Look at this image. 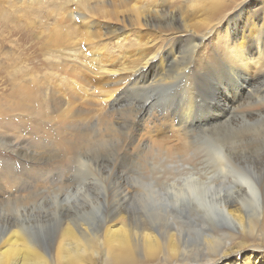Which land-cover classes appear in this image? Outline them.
<instances>
[{"label": "rangeland", "instance_id": "374dc122", "mask_svg": "<svg viewBox=\"0 0 264 264\" xmlns=\"http://www.w3.org/2000/svg\"><path fill=\"white\" fill-rule=\"evenodd\" d=\"M21 1L22 0H0V113H1L0 114V165H1L0 180H2L0 181V195L2 197L1 196L0 197L3 199L2 201V199L0 198V214H1L0 235L2 234V232L5 231L7 232V230L10 227H14L11 225L15 224V222L16 223L18 221L29 222L30 220L31 222L27 224L28 226L27 229L32 234L33 236L32 239L35 242V244L38 246L39 250L41 251L43 250L42 255L35 257L33 262H31V264H182V263L186 264L189 262L191 264H195L196 262L194 261L195 259H197L200 262L201 260L205 261L209 257L213 258L214 260L216 259L213 264H264V216H262V214L260 215L255 214L251 210V207L249 208L244 207L245 212L244 211L242 212L241 210H239V206L236 202H230V204L228 205V208L234 210L233 212L235 214H238L241 217V220H244V217L246 216L245 214H247L246 211L247 212L249 211L248 214L252 215L250 217L251 221L253 222L252 227L248 228L247 231L238 232L236 231L237 229H235V227L224 217L223 214L215 210L217 209L215 206H210V203L212 202L208 203L209 205H207L204 208L206 209V212H203L202 214L193 211L191 209L190 204L187 202L188 200L171 203L164 198L158 199L149 196L148 198L155 199V200L153 199L154 201L149 199L150 201L153 202L154 205H152V203L149 204L148 202H143L141 198L138 197L140 196V194L138 195L139 191L140 192L142 191V186H139L141 185V183L139 182L145 181L144 179H141V177L143 178V175H145L143 174L144 171L141 169V167H143L142 164L148 162L146 163L147 166L148 165L151 166L152 164H157L158 166L161 163H158V161L155 160V158L153 162V160L150 159V156L149 157L147 156V158H149L148 161H144V163H142L141 161L146 158V156H144V153L142 154V156H144L145 158L144 157L141 158L140 154L137 155L138 157L134 155L131 157L129 153H125V155H123V153L119 151L121 146L118 144V142L122 144L123 138H125L124 137L125 134L122 131V129L121 132L123 133L120 132H118L120 134L116 133L118 134L116 135V138L114 137L109 138V136H107V138L109 139L108 140L104 137L106 140L110 142L120 137L118 139V142L117 140H115V142L113 141L112 144L114 145L111 147H106L104 149H101L103 145L98 147L96 146L97 149L96 151V149L94 148H92L93 149L92 150V149H87V147L85 146L82 147L83 145L75 146L74 148L71 149L72 151L69 154L68 153L65 154L66 159H64V163L61 164V169L52 167L50 161H56L58 159L56 157V154L58 155L59 152L57 153V151L54 152L49 151L46 142V138H47L46 133L48 134V132L55 133V131H59L62 128H66V132H69L70 129L77 128L79 125L76 123V121L78 122V117H79L77 113L78 110L79 111L82 110L81 112L86 113L84 112L86 111V109L87 111L92 109L91 110L92 112L88 111L90 112V114L87 112L86 115L84 114V116L96 115V114L99 115L102 113H104V116L109 113L111 114V112L109 111L111 110V108L108 107H111L112 102L116 98V94L118 92L122 90L123 92L125 91L124 90L125 84L124 83L121 84V83L123 80L122 78L126 76V73H124L126 71H117L118 73L117 72L110 73V77L113 78L110 79L112 81L111 83H113V80L119 81L120 78L122 80L119 81L121 87L119 86V89L116 92H114V94L109 98H104L98 96L97 94L95 95L93 94L91 96L90 94L85 95L83 91L80 89L76 77L81 75L82 71L88 72V69L93 68L91 66H93L95 63H97V66L107 65L108 67L113 68L112 66L109 65L108 62L109 60H114L113 62L116 65H119L118 63L126 62L128 58L127 55L136 52L138 49H143L144 47L143 42L147 38L150 39L155 38V41H157L156 42L157 44L154 43L153 48H156V46L158 47L159 44L164 45L166 36L162 37V34L160 33L158 28L149 27L150 28L149 29L147 26H145L142 19V15L143 16L144 14L150 15L149 10L151 9L152 11V9H154V5H167L170 10L176 13L178 18L181 16L186 20V23L188 24L187 27L188 29L187 28H183L184 30L180 29L178 30V33L172 36V37L182 36L181 42H186V35H187L186 33L196 36V33L199 30L197 34L198 36L202 34H207L208 32L211 31L212 27L216 25L215 22L216 20L227 17L235 10V8L238 5H246V3H249L248 5H254L255 7L257 6L258 8L259 6L260 7L264 6V0H216L215 3H212L213 1L210 0L212 1L211 2L212 4L209 2V0H204V2L203 0H154V1L153 0H100V1L99 0H95V1L94 0H50V1L23 0L24 2ZM83 5H88V8H84ZM94 5L97 6L98 8L95 7ZM114 10L116 11L114 12ZM120 10L121 12H119ZM140 10H144L143 11L144 14L143 13L140 14L138 12ZM71 13H72V20L70 22L71 25H69V22L66 21L65 17L67 16V14H71ZM77 14L79 16H77ZM207 18H211V20L213 21L215 19L216 20L208 28L200 29L204 24V22H206ZM129 20L130 21L132 20L131 26ZM59 26L61 27L59 28ZM107 27L108 28L110 27L111 29L109 28L108 30ZM57 29L58 30L60 29L61 31L60 30L57 31ZM141 37H143V40L140 42ZM73 41L76 42L74 43ZM209 41L210 40L203 41L200 47L202 48L204 46V43L205 44L211 43ZM150 44H148V46H150ZM200 47H198L196 50L200 49ZM255 58L258 59V56H255ZM104 61L105 63H103ZM122 64L125 65L124 63ZM257 66L258 64H256V67ZM90 91L91 90L88 89V92ZM154 91H153V96H154L153 98L155 100L153 105L154 110H152V114H151L152 118L148 117L146 122L144 119L142 120L143 123L144 122L146 123V124L142 123L143 125H146L145 128L150 127L148 129L152 130L151 133L147 134L150 135L149 136L150 138L146 137L147 135H145L146 134L145 130L139 132L140 135L138 134V136L140 137L138 138L141 143L142 141L143 142L145 141L147 143L149 139L151 140L152 138H154L150 141L152 142V145L154 147V146H159L158 145L159 139L161 142L163 139H166V137L169 135L167 137L168 140L165 142L170 141V143L167 144L171 145V142L173 144L177 136L174 135L176 133L177 134L179 133L178 128L174 126L175 124L174 122H173L174 124L169 125L168 122H163L161 120L162 122L160 124L158 123L160 121L156 119L161 114L160 112L164 109L167 102H168L167 105L170 106L169 105L170 104L169 99L171 98L170 87H159ZM68 94L70 96H68ZM126 95L127 94H124L122 100H120L119 104H117L118 106L116 112L118 114L115 111L114 112L112 111V115H110L112 120L116 119V117L118 119L122 118L126 120L130 116L129 114L127 115L129 109L128 105H130V100L127 99L129 98V96ZM83 98L90 99L88 100L89 102H87L88 106L86 105L83 106V104H81ZM61 99L65 101L63 102ZM72 100L75 102V104L74 102H70ZM57 102L61 104L63 110H61L62 108L61 109L59 108L60 105ZM50 103L51 104L54 103L53 104L54 107H52ZM56 103L59 106L57 105L55 106ZM89 103L91 106L89 105ZM100 104H102L101 107ZM65 106H69L70 109L73 108L72 112L69 113L68 110L70 109ZM123 106H125L126 111H124L125 109ZM127 106L128 108H126ZM120 108H123L122 109L123 111H119ZM58 110H60L61 112ZM93 110L96 111L93 112ZM117 110L120 113L122 112L121 113L122 115L121 114L119 115V112ZM62 111L63 114H61ZM113 113L114 114L116 113L117 115H114ZM60 114L62 116H59ZM69 116L71 117L73 116V118L69 119L70 118ZM44 117L45 118L47 117L48 119H45ZM76 118L77 120H74ZM63 119L66 121L63 122L64 121ZM123 121L121 120L119 121L122 122L121 126H123ZM50 122H52L51 125ZM57 122L60 123L62 122V124L64 123L65 124L62 125ZM69 122H73V123H69ZM151 123L152 125H150ZM40 125H43L44 128L43 126ZM154 125L157 129L155 127H154L155 129L152 127ZM98 126L101 127L98 128L104 134L105 132L103 129L105 128V126L101 124ZM169 126L172 127L170 128ZM175 128L177 129V131L176 130L174 131ZM9 129H11V132L15 130L14 133L8 134V132H10ZM153 129L155 131H153ZM160 129L162 130L165 129L164 134L167 136H163L161 134H159L158 136L157 135L158 130ZM39 130L40 132H38ZM143 132H144V137L142 136ZM151 134L156 136V138L153 135L151 136ZM120 135L122 136V139ZM171 135L173 136V138L171 137ZM72 136H74L75 138V135L72 134ZM74 138L73 137L71 139L69 138V141L72 142L77 141ZM53 140H54V136H52V142ZM150 142L148 141V143ZM155 142L157 143L154 145L153 143ZM160 142L159 144H161ZM12 144L15 146H13ZM17 144L20 147H18ZM25 144L27 146H25ZM167 144L165 143L164 145L169 146ZM152 145L150 143V146ZM9 148L11 149L13 148V149L11 150ZM91 150L92 151L95 150L96 153L92 152ZM28 153L30 156L33 155V157L31 156L30 160L28 158L30 157ZM89 153H91L92 155H90ZM45 154L47 155L45 156ZM115 155H117V158L115 157ZM122 155L123 157H121ZM128 155L130 158L127 157ZM26 156H28L27 161H26ZM147 158L145 160H147ZM126 159L127 160L129 159L131 161L129 160L127 161ZM8 160L10 163L8 162ZM135 160L138 161L136 162ZM149 160L150 161L152 160L151 161L152 163H150ZM156 161L157 163H155ZM115 163L118 164V166L114 165ZM134 163H136V165ZM182 163H183L182 161H179L178 168H182ZM177 164L178 162L176 163V165L174 164L175 168H177L178 166ZM22 166L24 167L21 168ZM136 166L137 168L140 167L141 172L139 170H136L135 168ZM160 166H162V164L159 165L158 167ZM184 166L187 168L188 165L187 166L184 165ZM35 168L36 169L39 168V169L36 170ZM7 169L8 171H4ZM58 169L61 172H59ZM9 170H12V172ZM98 170L99 173L97 172ZM257 171L260 177H262L261 175H264V164H262L261 167H258ZM3 172H5V174ZM37 175L38 177L40 176L39 177L40 179H38ZM46 175L49 178L46 177ZM187 175L188 173L183 174L181 175V177L179 176V179H185L186 178L185 176ZM107 176H110V178ZM192 176L197 177L198 175H196V173H192ZM95 177H97L96 179H98V181L95 180ZM145 177L147 176H144V178ZM82 178H84L85 180ZM13 179L16 180L14 181ZM42 179L43 180L47 179V180H44L43 182ZM73 179H76L77 181ZM132 179L134 183L132 182ZM94 181L95 183L98 184L95 185ZM115 181L116 183L117 182L118 183L116 184ZM124 181H125V185H124ZM105 182L108 184L106 185ZM129 182L130 183L132 182L131 185L132 184L133 185L130 186ZM178 182H182V181L180 180ZM135 183L139 184L137 186L135 185V190H136L135 194L137 195L130 196L128 197V199L127 198L122 199L121 195L124 193L123 191L129 190V187L134 188ZM43 185H45L46 187L44 186L43 188ZM108 185L110 186V188ZM116 185L118 187H116ZM41 187L43 189H40ZM119 187L120 189L121 187H123V189H121L120 191ZM111 188L114 190L113 192L114 194L111 193L113 191ZM15 189L17 190L15 191ZM60 189L61 191L59 193ZM65 189L67 190L70 189L71 191L68 190L70 191V193L67 192V190ZM62 191L64 192L66 191L67 195H70L72 192H74L76 195L72 193L71 195L75 196V197L72 196L73 197L72 198L71 195L67 196L65 195L66 192L62 193ZM35 192L37 193L35 194ZM51 192L53 193V195ZM44 193L48 195L47 199H46L47 196L44 195ZM228 193L230 195H233V193L231 192ZM84 195H86V197L88 198L84 199ZM111 196L114 197V199L116 197V200H114L113 198L109 199V197ZM41 197L44 199V201L42 200ZM118 198L120 201H118ZM25 199L27 201H25ZM32 199L37 200L38 202L36 207L37 209L35 208L31 210V208L36 206V203ZM111 199L113 201H111ZM22 201L23 202L25 201L24 204ZM116 201L118 206L124 207V211H123L124 216L128 214L129 216H132L131 219L133 217H136L133 218L132 220L134 223L135 221H137L136 219H138L139 217L141 221L138 220L137 223L140 221L139 222L140 224H142L143 221H145L144 219H146L144 224H146L147 227L145 226L146 228L144 227V229H147V231L150 232L151 236H153V237L147 236L144 242L139 238L135 243L136 245H134L135 246L134 252L129 250L127 247L122 246L125 245L124 243L121 245L111 244L110 243L111 235L105 229L106 228L105 226L111 222V220L109 219H111V217L113 216L114 214L113 212H115V210H113L112 207L114 206V204L117 205ZM124 201L126 202V205L125 204L123 205ZM42 202L45 203L48 202V203L43 204ZM88 202H90V205H96V207L92 209V207L88 205ZM107 202L110 205L112 204L113 206L108 205ZM127 202L129 203L127 204ZM165 204L166 205L168 204V206H166ZM40 206H42V208H40ZM10 207H12V209H10ZM156 207L158 208L155 209ZM200 208L202 207L200 206ZM42 209L44 210L46 209V212H48V214L46 215V212H44ZM106 209H111V210H106ZM125 209H127V211ZM128 210L132 211V213L128 212ZM134 210L136 212H134ZM33 211L34 214L32 213ZM38 211L42 213L39 212L40 214L37 215L36 212ZM158 211H160L161 213L156 214L158 213ZM107 212L108 213L110 212V214L107 215L108 214ZM5 213H8V215ZM133 213H137L136 214L137 216ZM153 213L154 215H158V216L153 217ZM20 214H22L23 216H20ZM118 215H123V214L122 212H119L116 216ZM27 216L28 218H26ZM36 216L37 217L39 216L40 219L37 218ZM10 219H14V220H10ZM42 219H44V221H42ZM74 219L76 220V223L73 222L75 221ZM82 219L84 220L89 219L90 221L88 220L87 222L86 220L84 222V220ZM81 221L86 224L90 223L89 224L90 227L87 226L88 224L82 226L84 225V223H82ZM76 226L78 227L79 230L85 227L81 231H88L87 230L88 227L90 229L88 233H91L90 235H92V233L93 234L95 233L94 235L95 237L89 236L88 239L86 240L83 239V237L79 235V231L76 229ZM176 229L179 231L178 232L179 239L174 235ZM225 234H227L226 237ZM120 235H122V233ZM57 236L58 238L60 236V239L62 240V241L60 240V242L62 243L59 248L60 251L58 249L57 254H55L54 247L56 240H58ZM208 236L211 237L218 236L221 238V240L208 242V239H210V238H206ZM78 237L79 239H77ZM226 240L230 241V244L234 243L235 245H237V248L240 249L237 253L234 252V254L232 255H229L227 257L225 256L222 257L220 255L223 253V251L228 252V250L225 249L226 245L224 242ZM87 241L90 242L88 243ZM111 245L119 246V248L129 251L127 252V255H125L126 257L124 258V260L123 258H121L118 262L114 261L115 263L114 262L111 263L110 261L111 258L109 257L107 250L108 246ZM1 260H2V256H0V264H2Z\"/></svg>", "mask_w": 264, "mask_h": 264}, {"label": "bare ground", "instance_id": "6f19581e", "mask_svg": "<svg viewBox=\"0 0 264 264\" xmlns=\"http://www.w3.org/2000/svg\"><path fill=\"white\" fill-rule=\"evenodd\" d=\"M212 1L209 0L210 3L216 2V0H212ZM203 2H204V0H203ZM248 4L249 3H246V5H238L235 8V10L231 14H229L227 17L222 18V19H218V20L215 19L216 21L215 20L214 21L216 22V25L214 24L215 26L212 27L210 32H208L209 34L207 33L208 35L202 34V35L198 36L197 34H198L199 30H198V32L196 31L197 32L196 36L186 33L187 34L186 35V42H181L182 36L172 37L173 35L178 33V30L183 29V28H187L188 24L186 23V20L184 18H182L181 16L178 18L176 13H174L172 10H170L167 5H154V9H152V11H151V9L149 10L150 15H145L143 13L144 10L138 11L140 14H142V13L144 14V16L142 15V19H143L145 26H147L148 28L149 27L150 28H158L160 33L162 34V37L166 36L165 37V44L164 45L159 44L157 47L156 46L157 41H155V38L154 39L147 38L143 42V46H144V47L142 46L143 49H138L136 52L133 51L134 53L127 55L128 56V58L126 57L127 61L122 62L125 65H123L122 63H118V62L117 63L119 65H116L113 62L114 60H109L108 61L109 65L113 67V68H111V67H108L107 65H98L97 66V63L94 62L95 64L93 66L90 65L93 68L88 69V72L82 71L81 75L76 77L78 85L80 86V89L83 91V93L85 95L90 94V96H91L93 94L94 95L97 94L98 96H101L104 98H109L114 94V92H116L119 89V86H120L119 81H121L122 79L123 80H122L121 84H123V83L125 84V87H124L125 91L123 92V90H122V91L118 92L116 94V98L112 102L111 107H108V108H111V110H109L111 112V114L109 113V114L104 116V113L101 112L103 115L102 114H99V115H97V114L96 115H88L87 114L88 116H84V114L86 115V113L88 111L92 112L91 111L92 109L88 110V111L86 109V111H84L86 113L81 112L82 110H80V111L78 110L77 113H78L79 117L76 115L78 117V122L76 121V123L79 125L77 128L70 129L69 132H66V128H62L59 131H55V133L54 132L53 133L48 132V134L46 133V135H47L46 142H47L48 150L51 152L52 151L53 152L57 151V153L59 152L58 155L56 154V157L58 159L56 161H50L52 167H56V168L61 169V164L64 163V159H66L65 154H67V153L69 154L72 151L71 149L77 145H83L82 147L85 146V147H87V149H92V148L96 149V146L98 147V146L103 145V147H101V149H104L106 147L113 146L114 145V144H112L113 141L115 142V140H117V142H118V139L120 138L118 136L119 137L118 139L112 140V142H110V141H108L109 139L107 138V136H109V138L110 137L116 138V135L124 132L125 136H124V134H123V136L125 138H123L122 144L118 142V144L121 146V148L119 147L120 148L119 151L121 153H123V155H125V153H129V155H131V157H132L133 155L137 156L140 154L141 158H143L144 156H146V158H147V156L148 157L150 156V159H152L153 162H154V158H155V160H157L158 163H161L162 166L158 167L161 164H159L158 166H157V164H152L151 166H149V165L147 166L146 163H148V162H145V164H142L143 167H141V169L144 171V173L143 172L142 173L145 175H143V178L141 177V179H144L145 181L144 182H141L140 180H139L140 182L137 181V182L141 183V185L135 183L134 188L128 186L129 190L123 191L124 193L122 195L120 194L122 199H126V198L128 199V197H130V196L137 195V194H135L136 193L135 192L136 191L135 185L136 186L139 185V186H142V191L141 192L139 191L138 195L140 194V196H138V197H140L143 202H148L149 204L152 203V205H154L153 202L149 200V199H151V198H148L149 196L150 197L152 196V197L158 198V199L164 198L171 203H176L178 201H184V200L187 201L188 200L187 202L190 204L191 209L197 213H200V214H202L203 212H206V209H204V208L207 205H209L208 204L209 202H212V203H210V206H215L217 208L215 210H217L219 213L223 214L224 217L235 227V229H237L236 231H238V232L239 231H247L248 228H251L253 225V222L250 219V217L252 215L248 214L249 211L248 212L246 211L247 214H245L246 216L244 217V220H241V217L238 214H235L233 212L234 210H231L228 208V205L230 204V202H236L239 206V210H241L242 212L243 211L245 212L244 207L245 208L251 207V210L255 214H259V215L262 214V216H264V175H261L262 177H260V175L257 171V168L261 167V165L264 164V142H263L264 141V135H263V133H264V129H263V127H264L263 126L264 125V62H263L264 61V6L263 7L259 6L257 8V6L255 7L254 5H248ZM83 6H84V8H88V5H83ZM95 7H97V6H95ZM130 8H133V7H130ZM115 11L116 10H114V12ZM119 12H121V10ZM106 13H107V11H106ZM116 13H115V15H116ZM77 16H79V15L77 14ZM65 18H66V21L69 22V25H71L70 22L72 20V13L67 14V16ZM131 21L129 20L130 26H131ZM214 21L211 20V18H207L206 22H204V24L202 25V27L200 29L208 28L209 26H211L213 24ZM59 25H61V24H59ZM60 27L61 26H59V28ZM109 28H108V30H109ZM59 30L57 29V31H59ZM207 31H209V30H207ZM85 34H86V32H85ZM210 34H211V36H210ZM75 40H77V39H75ZM142 40H143V37L140 38V42ZM207 40H210L209 42H211V43H209V44L204 43V46L202 45L203 46L202 47L203 50H202L200 45L202 44L203 41H207ZM154 43H156L155 44L156 48H153ZM148 44H150V46H148ZM140 45H142V44H140ZM198 47H200V49L196 50ZM92 56H94V55H92ZM255 56H258V59L255 58ZM259 59H260V61H259ZM105 61H106V59H105ZM105 61L103 63H105ZM101 63H102V61H101ZM256 64H258L257 67H256ZM80 68H81V66H80ZM117 71H126V72H124V73H126V76L124 75L125 77L122 79L120 78L119 81L113 80V83H111L112 81L110 79L112 77H110V73L117 72ZM110 83H111V85H110ZM159 87H170V92H171L170 97L171 98L169 99V102H170L169 105L170 106L167 105L168 104V102H167L164 109L160 112L161 114L156 119L158 121H160V122H158L160 124L162 121L168 122L169 125L175 123L174 126H176V128H178L179 133L178 134L176 133L174 135V136L177 135L175 138V142L173 144L171 142V145H170V144H167V143H170V141L165 142L168 140L167 137L169 136V135L167 136L164 134L165 129H163V130L160 129L162 131L158 130V134L156 131V134L158 136H159V134H161V135L167 136V137H166V139H163V140L161 139L162 140L161 142L159 139V142L161 144H159V142H158L159 146L153 147L152 142H150V141L154 138H152L150 140L149 139L150 135H147L148 133H151L152 130L148 129L150 127L145 128L146 125H143V124L146 122L148 117L152 118L151 114H152V110H154L153 105H154V100H155L153 98L154 97L153 91ZM88 89H90L91 91L88 92ZM120 89H122V88H120ZM124 94H127L129 96V98H127V99L130 100V105H128L129 109H128V113L127 112L126 113H127V115L129 114L130 116L126 120H124L122 118L118 119L116 117V119H113L114 120L113 121L111 119L110 115H112V111L116 112V109L118 106L117 104H119V101L122 100V97ZM68 96H70V95L68 94ZM61 100L63 102L65 101L63 99H61ZM88 100H90V99L83 98L81 101V104H83V106L84 105L88 106L87 105V102H89ZM70 102H74V101L72 100ZM51 103H50V105H52V107H54V105H53L54 103L53 104H51ZM57 103L55 104V106L56 105L61 106L60 103H58L59 105ZM77 103H76V105H77ZM62 104H64V103H62ZM74 104H75V102H74ZM89 105H90V103H89ZM101 105L102 104H100V107H101ZM60 106H59V108L61 109L62 106L61 107ZM128 106L126 108H128ZM65 107L69 108V106H65ZM123 107L125 109V106H123ZM99 108H97V109H99ZM72 109H70L71 111L68 110L69 113L72 112ZM120 109H119V111H123L122 110L123 108H120ZM46 110H45V113H46ZM54 110H56V109H54ZM61 110H63V108ZM51 111H53V110H51ZM58 111H60V110H58ZM68 111H66V112H68ZM74 111H75V109H74ZM95 111L93 110V112H95ZM124 111H126V109ZM90 112H88V113L90 114ZM55 113H56V111H55ZM116 113L115 114L113 113V114L117 115L118 113L117 114ZM121 113L119 112V115ZM61 114H63V111ZM61 114L59 116H62ZM80 115H82V116H80ZM69 117H70L69 119L73 118V116L72 117L69 116ZM123 118H124V116H123ZM45 119H48V118L46 117ZM143 119L145 120L144 123L142 121ZM74 120H77V118ZM118 120L119 121L124 120L123 126H121L122 122H119ZM65 121L66 120H64L63 122H65ZM153 121H154V119H153ZM67 122H68V120H67ZM44 123H45V121H44ZM51 123L52 122H50V125H51ZM57 123H60V122H57ZM69 123H73V122H69ZM60 124H62V122ZM64 124H62V125H64ZM100 124L105 126L104 129L102 128L105 132L104 134L98 128V127H100V126H98ZM150 125H152V123ZM40 126H43V125H40ZM156 126H158V125H156ZM152 127L154 128L155 125ZM169 127H166V128H169ZM43 128H44V126H43ZM176 128L174 129V131L175 130L177 131ZM121 129L123 132H121ZM154 129H153V131H155ZM9 130H10V132H8V134L9 133L13 134L15 131V130L14 131L12 130L13 132H11V129H9ZM41 130H44V129H41ZM144 130L146 133L145 135H147L146 137H149L148 141L151 143L152 146H150V143H148V141H147V143L145 141L144 142L142 141V143L140 142V140L138 138L140 136H138V134L140 131H144ZM125 131H126V133H125ZM38 132H40V130ZM118 132H120V133H118ZM116 133H118V134H116ZM153 133H155V132H153ZM72 134L75 135V138H74V136H72ZM152 135L153 134H151V136ZM19 136H21V135H19ZM52 136H54L53 142H52ZM71 136L77 141H75V142L69 141V138L70 139L72 138ZM142 136L144 137V132H143ZM95 137H96V139H95ZM104 137L108 140H106ZM154 137L156 138V136H154ZM171 137L173 138L172 135H171ZM121 139H122V136H121ZM143 139H145V138H143ZM261 142H263V143H261ZM156 143L157 142H155L153 144L155 145ZM162 143H164V144L166 143L169 146H165ZM26 144H25V146H27ZM146 144H148L149 146ZM115 145H117V144H115ZM13 146H15V145H13ZM17 146H18V144H17ZM18 147H20V146H18ZM18 147H17V149H18ZM31 148H32V146H31ZM9 149H11V148H9ZM107 149H105V150H107ZM115 149H117V148H115ZM96 151H97V149H96ZM96 151L94 150L92 152L96 153ZM98 151H99V149H98ZM109 151H110V149H109ZM111 152H112V149H111ZM143 153H144V156H142ZM37 154H39V153H37ZM48 154H50V153H48ZM60 154H61V156H60ZM89 154L92 155L91 153H89ZM28 155H29V153H28ZM46 155L47 154H45V156ZM93 155H95V154H93ZM123 155L121 157H123ZM129 155L127 157H129ZM151 155H152V157H151ZM31 156L33 157V155H31ZM31 156L30 157L26 156V161H27V157L30 160ZM115 157L117 158V155H115ZM134 158H136V157H134ZM124 159H125V157H124ZM145 159H143V160L141 159L142 160L141 162L144 163V161H148L149 158H147V160H145ZM32 161H34V160H32ZM129 161H131V160H129ZM151 161L149 160L150 163H152ZM157 161L155 163H157ZM179 161L183 162L182 168H178L179 167ZM8 162H9V160H8ZM77 162H79V161H77ZM82 162H83V159H82ZM177 162H178V164H177L178 166H177V168H175L174 164L176 165ZM134 164L136 165V163H134ZM80 165H82V164H80ZM114 165L118 166V164H116V163ZM184 165H186V166L188 165L187 168ZM138 166H140V165H138ZM23 167L24 166H22L21 168H23ZM135 168H136V170L140 171V167L137 168V166H136ZM37 169H39V168H37ZM4 171H8V169L4 170ZM9 171L12 172V170H9ZM57 171H55V172H57ZM59 172H61V171L59 170ZM97 172L99 173V170ZM100 172H101V170H100ZM3 173L5 174V172H3ZM186 173H188V175L190 173V175L185 176L186 177L185 179H179V176L181 177V175L186 174ZM192 173H196V175H198V176L193 177ZM139 174H141V173H139ZM13 176H15V175H13ZM144 176H147V177L144 178ZM37 177H38V175H37ZM39 177H38V179H40ZM46 177H48V176L46 175ZM107 177L110 178V176H107ZM89 178H90V176H89ZM96 178L97 177H95V180L98 181V179H96ZM47 179H44V180H47ZM82 179H84V178H82ZM44 180H43V182H44ZM73 180H76V179H73ZM78 180H80V179H78ZM90 180H91V178H90ZM180 180L182 182H178ZM0 181H2V180H0ZM116 181H115V183H116ZM45 182H47V181H45ZM101 182H100V184H101ZM108 182H109V180H108ZM132 182L134 183L133 179H132ZM76 183H78V182H76ZM131 183H130V186L133 185V184L131 185ZM38 184H40V183H38ZM42 184H44V183H42ZM94 184L96 185L98 183H95V181H94ZM105 184L107 185L108 183L105 182ZM105 184H104V186H105ZM14 185H15V183H14ZM45 185H43V188ZM77 185H79V184H77ZM124 185H125V181H124ZM116 187H118V186L116 185ZM126 187H127V185H126ZM43 188L41 187L40 189H43ZM109 188H110V186H109ZM136 188H138V187H136ZM82 189H84V188H82ZM121 189H123V187H121ZM121 189L119 187L120 191H121ZM126 189H128V188H126ZM16 190L17 189H15V191ZM65 190H67V189H65ZM68 190H70V189H68ZM68 190H67V192L70 193L71 190L70 191H68ZM104 190H107V189H104ZM117 190H118V188H117ZM35 191H37V190H35ZM40 191H42V190H40ZM43 191H45V190H43ZM60 191H61V189L59 190V193H60ZM65 192L62 191V193H65ZM67 192L65 195H67ZM106 192H109V191H106ZM113 192H114V190L111 193H113ZM119 192H116V193H119ZM228 192L233 193V195H230ZM36 193L37 192H35V194ZM72 193L74 195H76L74 192H72ZM57 194H58V192H57ZM98 194H100V193H98ZM108 194H110V193H108ZM44 195L47 196L46 197V199H47L48 195L45 193H44ZM52 195H53V193H52ZM65 195H64V197H65ZM70 195H67V196H70ZM110 195H112V194H110ZM72 196L73 195H71V197ZM113 196H115V195H113ZM73 197H75V196H73ZM4 198H6V197H4ZM68 198H66V199H68ZM87 198L88 197H86V195H84V199H87ZM110 198L114 199V197H112V196L109 197V199ZM132 198H134V197H132ZM153 199H151V200H153ZM158 199H156V200H158ZM32 200L36 203V206L31 208V210L35 209L37 207V203H38L37 200H34V199H32ZM42 200L44 201L43 198H42ZM114 200H116V197ZM141 200H140V202H141ZM2 201H3V199H2ZM4 201H5V199H4ZM25 201H27V200L25 199ZM111 201H113V200L111 199ZM118 201H120L119 198H118ZM24 202H23V204H24ZM42 203L44 204L45 202H42ZM46 203H48V202H46ZM128 203L129 202H127V204ZM116 204H117V201H116ZM124 204L126 205L125 201H124L123 205ZM168 204L167 205L165 204V205L168 206ZM88 205H90V202H88ZM108 205H110V204L108 203ZM174 205H176V204H174ZM200 206L202 208H200ZM90 207H92V209H94V207H96V205H90ZM40 208H42V206H40ZM112 208H113V210H115V212L112 211L114 214L112 213L113 216L111 217V219H109V220H111V222L105 226L106 228L104 227L107 230V232L111 235V242H110L111 244H113V245L120 244L121 245L124 243L125 245H122V246H125L129 250L134 252V250H135L134 245H136L135 243L137 242V240L139 238H140V240H142L144 242L146 240L147 236L153 237V236H151L150 232L147 231V229H144L145 226L147 227V225L144 224L146 219H144L145 221H143V223L141 222L142 224H140L139 222L141 220H140V217L138 216L139 218L136 220L137 221L140 220V221L138 223H137V221H135V223H134L132 220H133V218H136V217H133L131 219L132 216H129L128 214L124 216V213H123L124 207L118 206V204L117 205L114 204V206ZM157 208L158 207H156L155 209H157ZM10 209H12V207H10ZM18 209H19V207H18ZM46 209L45 210L42 209V210L44 212H46ZM106 210H111V209H106ZM125 210L127 211V209H125ZM39 212L40 211L36 212L37 215L42 213V212H40V213ZM110 212L109 213L107 212L108 214L107 213L106 214L109 215ZM119 212H122L123 215L116 216ZM128 212L132 213V211H129V210H128ZM134 212H136V211L134 210ZM32 213L34 214V211ZM137 213H133V214L136 215ZM160 213L161 212L158 211V213H156V214H160ZM5 214L8 215V213H5ZM47 214H48V212H46V215ZM87 215H89V214H87ZM139 215H140V212H139ZM20 216H23V215L20 214ZM156 216H158V215H154V213H153V217H156ZM31 217H32V215H31ZM26 218H28V216ZM37 218H39V216ZM33 219H34V216H33ZM10 220H14V219H10ZM82 220H84V219H82ZM86 220H84V222ZM88 220H87V222H88ZM42 221H44V219H42ZM91 221H92V219H91ZM29 222H31V221L29 220ZM29 222H25V221L24 222L18 221L17 223L15 222V224L11 225L14 227H10L7 230V232L6 231L2 232V234L0 235V256H2V260H1L2 264H31V262H33L35 257L42 255L43 250L42 251L39 250L38 246L35 244V242L32 239V237H33L32 234L27 229L28 228L27 224ZM45 222H46V220H45ZM73 222L76 223V220ZM84 222H82V223H84ZM82 223H81V225H82ZM87 224L84 223V225H82V226H85ZM89 224L87 225L88 227H90ZM88 227H87V230L90 231V229ZM83 228H85V227H83ZM76 229L79 231V235L81 237H83V239H85V240L88 239L89 236L95 235V233L94 234L92 233V235H90L91 233H88V231H81L82 229L79 230L77 226H76ZM178 232L179 231L176 229L174 235L179 239V236H178L179 233ZM121 233H122V235H120ZM226 235L227 234H225V237H226ZM55 237H56V235H55ZM206 238H210V239H208V242H211V241L214 242V241L221 240V238L218 236H214V237L208 236ZM57 239L58 240H56L55 247H54L55 248V251H54L55 254H57V251L60 248V245L62 243V242H60V240H61L60 236H59V238L57 236ZM77 239H79V237ZM87 242L89 243L90 241H87ZM224 243L226 245L225 249H227L228 252L223 251V253L220 255L222 257H224V256L227 257L229 255H232V254H234V252L237 253L240 249V248H237V245H235L234 243L230 244V241H228V240H226ZM67 244H69V243H67ZM107 250H108L109 257L111 258L110 259L111 263L114 261L118 262L121 258H123V260H124V258L126 257L125 255H127V252H129V251H126L124 249L119 248V246H112V245L108 246ZM59 251H60V249H59ZM215 260L213 258L209 257L205 261L201 260L199 262L197 259H195L194 261L199 262V263L195 262V264H213L215 262ZM186 264H191V263L189 262Z\"/></svg>", "mask_w": 264, "mask_h": 264}]
</instances>
